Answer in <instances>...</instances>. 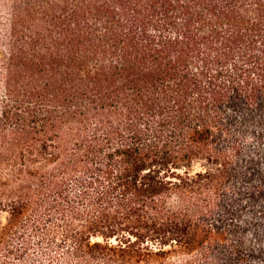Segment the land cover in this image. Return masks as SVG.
Returning a JSON list of instances; mask_svg holds the SVG:
<instances>
[{
    "label": "trees",
    "instance_id": "obj_1",
    "mask_svg": "<svg viewBox=\"0 0 264 264\" xmlns=\"http://www.w3.org/2000/svg\"><path fill=\"white\" fill-rule=\"evenodd\" d=\"M0 264H264V0H0Z\"/></svg>",
    "mask_w": 264,
    "mask_h": 264
},
{
    "label": "rangeland",
    "instance_id": "obj_2",
    "mask_svg": "<svg viewBox=\"0 0 264 264\" xmlns=\"http://www.w3.org/2000/svg\"><path fill=\"white\" fill-rule=\"evenodd\" d=\"M5 220H6V215L5 214H3V213H1L0 214V222H5Z\"/></svg>",
    "mask_w": 264,
    "mask_h": 264
}]
</instances>
